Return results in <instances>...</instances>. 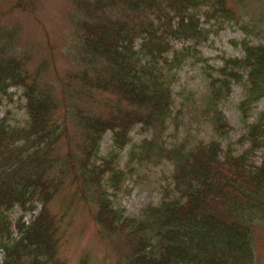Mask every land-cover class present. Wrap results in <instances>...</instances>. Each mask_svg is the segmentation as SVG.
I'll list each match as a JSON object with an SVG mask.
<instances>
[{
    "label": "trees",
    "instance_id": "trees-1",
    "mask_svg": "<svg viewBox=\"0 0 264 264\" xmlns=\"http://www.w3.org/2000/svg\"><path fill=\"white\" fill-rule=\"evenodd\" d=\"M71 6L74 67L63 75L56 66L49 74L45 58L31 67L18 28H0V107L16 102L24 112L20 123L9 121L10 108L0 116V264H65L63 217L78 203L97 236L114 244L117 264H255L254 234L264 227V41L250 37L264 39V0ZM15 9L35 17L33 0L7 13ZM230 23L245 33L230 40L240 55L221 52V64L210 63L201 48ZM186 66L198 70L195 89L179 82ZM234 85L241 133L231 140L220 105ZM136 127L144 136L133 141ZM105 134L111 147L101 154ZM164 166L158 201L127 212L119 194L130 192L128 181ZM64 190L57 216L50 205Z\"/></svg>",
    "mask_w": 264,
    "mask_h": 264
},
{
    "label": "rangeland",
    "instance_id": "rangeland-1",
    "mask_svg": "<svg viewBox=\"0 0 264 264\" xmlns=\"http://www.w3.org/2000/svg\"><path fill=\"white\" fill-rule=\"evenodd\" d=\"M17 0H0V12L5 13L0 16V28H11L16 26L19 34V44L22 50H25L30 58L29 64L34 67L42 59H48L52 66H56L60 75L70 68H73L72 62L67 57V51L72 50L71 46L75 40L72 33V27L67 20V14L71 11V0H33L34 16L27 10L15 9L7 11ZM264 36V33H261ZM245 36L243 30L237 24H224L222 29L212 33L209 37L211 44L201 48L202 54L210 58L209 62L220 65L216 56L224 52L229 56H239L238 49L230 44L231 39L240 40ZM252 43L264 41L260 36L250 37ZM179 82L193 89L201 85L198 70L186 66L180 72ZM14 90V89H12ZM19 91H17V94ZM242 97V89L239 85L232 87V92L228 99L220 105L228 122L234 127L230 135L231 140H235L241 133L239 124V112L236 107L237 102ZM16 100V97H14ZM23 102V101H21ZM11 109L9 121L11 123H20L24 118L23 110L16 107L15 103L3 102L0 107V116H3L5 109ZM264 109V98L257 104V110ZM203 134L202 136H204ZM144 136L138 128L132 130L131 137L133 141H138ZM111 147V141L108 134H105L101 143V154H104ZM260 156V153H259ZM256 163L260 162V157L254 159ZM167 167L150 168L140 171L137 175L128 181L132 188L129 193L123 191L119 194L120 205L129 213H136L147 203H156L160 197V184L164 183V175L167 174ZM59 200L53 201L50 209L57 216H61V203L68 199L64 198L63 193ZM70 194V192H69ZM64 237L61 241V258L65 264H79L85 260V264H117L118 255L116 248L111 241H102L96 234V229L92 224L89 213L82 203L73 204L67 215L63 217ZM254 242L255 264H264V227H258L255 230Z\"/></svg>",
    "mask_w": 264,
    "mask_h": 264
}]
</instances>
